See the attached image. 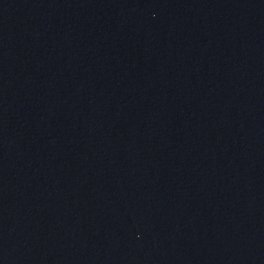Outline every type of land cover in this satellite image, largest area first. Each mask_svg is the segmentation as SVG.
I'll list each match as a JSON object with an SVG mask.
<instances>
[{
  "label": "water",
  "instance_id": "1",
  "mask_svg": "<svg viewBox=\"0 0 264 264\" xmlns=\"http://www.w3.org/2000/svg\"><path fill=\"white\" fill-rule=\"evenodd\" d=\"M0 264H264V0H0Z\"/></svg>",
  "mask_w": 264,
  "mask_h": 264
}]
</instances>
